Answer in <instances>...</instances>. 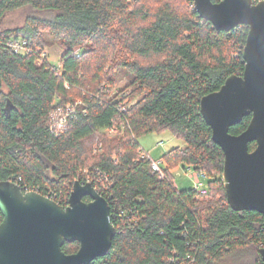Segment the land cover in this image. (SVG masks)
Returning a JSON list of instances; mask_svg holds the SVG:
<instances>
[{
    "label": "trees",
    "instance_id": "obj_1",
    "mask_svg": "<svg viewBox=\"0 0 264 264\" xmlns=\"http://www.w3.org/2000/svg\"><path fill=\"white\" fill-rule=\"evenodd\" d=\"M25 7L49 17L0 31V182L43 196L52 191L66 208L76 181H101L117 235L91 264H218L251 248L261 264L264 217L229 206L219 179L224 153L200 112L203 97L243 74L249 28L216 30L194 0H0V20ZM46 33L65 51L58 66L42 56ZM20 39L29 43L26 53L5 45ZM120 69L132 87L115 94ZM77 101L83 105L57 136L51 112ZM251 118L230 133H243ZM165 132L184 146L155 161L160 179L139 139ZM179 168L204 172L208 194L180 191L173 175ZM79 248L66 243L63 251Z\"/></svg>",
    "mask_w": 264,
    "mask_h": 264
},
{
    "label": "water",
    "instance_id": "obj_2",
    "mask_svg": "<svg viewBox=\"0 0 264 264\" xmlns=\"http://www.w3.org/2000/svg\"><path fill=\"white\" fill-rule=\"evenodd\" d=\"M194 5L220 32L249 28L243 74L231 75L220 91L203 97L200 112L224 153L229 206L264 217V1L194 0ZM249 116L248 128L232 135L230 128ZM68 204L65 208L40 193H25L12 180L0 182V264H91L106 256L117 235L110 203L91 184L76 181ZM66 243H78V252L66 254ZM259 254L264 264V247Z\"/></svg>",
    "mask_w": 264,
    "mask_h": 264
},
{
    "label": "rangeland",
    "instance_id": "obj_3",
    "mask_svg": "<svg viewBox=\"0 0 264 264\" xmlns=\"http://www.w3.org/2000/svg\"><path fill=\"white\" fill-rule=\"evenodd\" d=\"M31 17L45 19L49 16H47L45 12L41 13L31 7H25L5 14V16L0 20V31H5L7 29H20L25 25L27 19ZM45 38L47 40L45 51L49 55V62L54 66H58L65 51L61 46L53 43V37L49 33H46ZM132 81L133 78L124 69L118 70L116 84L117 88L115 94L129 85L131 86ZM112 130L109 131L110 137H114L115 134V132ZM161 142L164 143V146L159 147L158 145ZM97 143L93 147V154L95 155L101 153V151L96 150ZM139 143L141 147L150 154L151 158L154 161H158L165 153L170 151L172 148L177 146H184L183 141L174 137L170 132L145 135L139 139ZM173 175L175 184L180 191L191 190L194 187V179L193 177H191V172L184 170L183 168H179L173 172ZM219 179H222L223 182V176L221 178L219 177ZM257 260L258 258L256 255V251L254 248H251L249 250L235 252L222 259L220 262H218V264H255Z\"/></svg>",
    "mask_w": 264,
    "mask_h": 264
},
{
    "label": "built area",
    "instance_id": "obj_4",
    "mask_svg": "<svg viewBox=\"0 0 264 264\" xmlns=\"http://www.w3.org/2000/svg\"><path fill=\"white\" fill-rule=\"evenodd\" d=\"M263 1L264 0H256L254 2V4H258V3L263 2ZM0 43H1V40H0ZM5 45L7 47H9L11 50H13L15 53H21V54L26 53L28 51V48H29V43L25 40H22V39H20L18 41L10 40ZM42 56H43V58L48 56L47 52L45 51ZM118 92H120V91H118ZM82 105H83L82 101H77L76 103H71V104L67 105V107L64 110H55V111L51 112L50 117H49L50 129L57 136L62 135L66 131V129L68 128L70 121L77 115L79 108ZM112 131H114V130H112ZM158 146L159 147L164 146V143L161 142V143H159ZM101 149H102V145L97 144L96 150L101 151ZM152 167L156 172H158L160 174V179H164V174L162 173V171L160 169V162L154 161L152 163ZM187 171L192 173L191 177H193V179H194V187L192 189L195 191V193L197 195H201V196L207 195L209 190H208V185H207L206 174L204 172H198L192 168L187 169ZM81 184H83V185L91 184L92 185L90 178H88V180L86 182L85 181L81 182ZM101 184H102V182L99 181V185L97 184L96 186H93V185L92 186L96 190H101V188H102V186H100ZM22 189L25 193L35 192L32 190H28L27 188H22ZM45 197L55 201L58 204L60 202L58 195L56 193H53L52 191H49ZM68 202H69V199H68ZM111 218H112V213H111ZM188 258H190V257H188Z\"/></svg>",
    "mask_w": 264,
    "mask_h": 264
},
{
    "label": "flooded vegetation",
    "instance_id": "obj_5",
    "mask_svg": "<svg viewBox=\"0 0 264 264\" xmlns=\"http://www.w3.org/2000/svg\"><path fill=\"white\" fill-rule=\"evenodd\" d=\"M95 189V188H94ZM96 190V189H95ZM98 193H99V191L98 190H96ZM100 194V193H99ZM84 201L85 202H87V203H89L90 201H91V199L89 198V197H86V198H84ZM68 207V206H67Z\"/></svg>",
    "mask_w": 264,
    "mask_h": 264
}]
</instances>
